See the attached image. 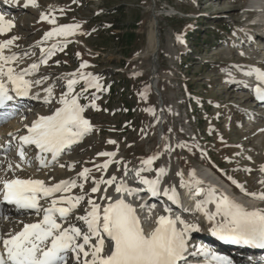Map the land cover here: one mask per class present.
I'll use <instances>...</instances> for the list:
<instances>
[{
  "label": "rangeland",
  "instance_id": "obj_1",
  "mask_svg": "<svg viewBox=\"0 0 264 264\" xmlns=\"http://www.w3.org/2000/svg\"><path fill=\"white\" fill-rule=\"evenodd\" d=\"M25 2L0 0V14L14 23L0 35V43L19 37L4 50L5 56L18 57L5 65V70L12 67L18 73L33 63L39 67L24 77L33 82L29 95L13 96L14 103L0 115L6 117L14 141L21 145L18 137L28 135V128L39 117L53 115L63 106L61 97L68 94L67 99L76 97L84 108L91 131L65 148L56 160L44 153L47 166H42L34 145L22 146L23 160L9 147H0V179H39L47 186L73 180L83 184V190L77 186L56 195L85 197L67 220L60 222L64 228L74 225L85 232L84 222L77 217L89 210V197L98 202L99 192H91L93 179L115 175L119 180L125 165L128 169L146 168L140 177L159 179V189L174 188L178 198H182L188 178L208 171L238 197L264 193V184L258 181L264 167V106H256L250 90L256 79L253 70H264V45L258 44L263 38V13L252 11L261 9L264 0H37V7H24ZM256 3L261 4L256 7ZM42 15L54 17L56 24L42 20ZM63 25L80 27L74 35L54 34L45 40L46 33ZM107 33H134L137 40L123 54L114 43L101 44ZM149 40L155 43V51ZM53 49L55 54L47 58V51ZM153 62L157 71L152 77ZM84 63L88 66L81 68ZM79 73L95 77L92 83L101 88L87 86ZM240 77L245 83L234 84ZM71 79L77 83L69 92ZM122 83L128 91L123 92ZM109 85L117 87L114 94L107 92ZM49 88L51 96L46 91ZM46 98L50 103H45ZM101 152L117 153L106 171L96 167L109 160L100 156ZM154 155L158 158L151 165L142 164ZM17 164L21 167H14ZM85 168L91 170L87 181L78 176ZM160 169L163 175H159ZM258 201L259 209H264V200ZM13 207L12 213L0 215L4 238L40 218L33 210ZM183 219L198 227L195 236H187L194 251L199 238L219 240L196 207ZM226 245L230 246L228 254L237 259L234 255L241 251ZM65 263L77 264L75 254L69 251Z\"/></svg>",
  "mask_w": 264,
  "mask_h": 264
},
{
  "label": "snow or ice",
  "instance_id": "obj_2",
  "mask_svg": "<svg viewBox=\"0 0 264 264\" xmlns=\"http://www.w3.org/2000/svg\"><path fill=\"white\" fill-rule=\"evenodd\" d=\"M29 5L37 7V0H26L24 7ZM41 19L47 20L50 24H56L54 17L49 19L48 16L42 15ZM13 27L14 23L6 20L4 15L0 14V35L6 34ZM79 27L80 25L55 27L45 34V40L54 34L65 37L74 35ZM17 39L19 37L13 36L0 43V107H4L8 101L13 99L10 91L15 92L16 96L27 97L29 95L33 82L24 77L31 75L39 67L38 64L33 63L30 69L22 70L19 73L12 67L5 70V65L18 60L15 54L4 55V50ZM177 39L180 38L177 37ZM54 49L47 51V58L50 59L55 54ZM41 51L45 50L42 48ZM41 62L46 64L47 59H42ZM87 66L86 63L81 64V68ZM253 71L257 80L264 84V71L259 69ZM246 74L251 75L252 73ZM70 75L75 77L77 73ZM79 75L88 81L87 86L95 87L97 90L101 88L100 84L92 83L96 78L91 77L90 74L88 77H85L83 73H79ZM35 83L38 85L40 81L37 80ZM76 83V79L68 81L69 92L72 91L73 85ZM8 85H11L10 89ZM86 90L87 88L84 89V91ZM46 91L51 96L52 89L49 88ZM255 91L257 98L264 100V89L257 87ZM67 95L61 97L59 103L63 106L58 108L53 115L39 117L28 128V135L18 137L22 146L34 145L39 150L41 155L38 158L41 160L42 166H47L44 161V153H51L52 159L56 160L65 148L78 143L85 134L91 131L90 122L83 116L84 108L78 103L76 97L67 99ZM45 103H50V100L46 98ZM92 107H95V104ZM108 143L115 144L116 141L109 140ZM180 146L184 147V145ZM19 154L23 160L25 158L23 147ZM116 154V152L99 153L100 156L109 157V160L102 165H97V170L106 171L109 165L114 162L112 158ZM157 158L158 156L154 155L142 160V164L151 165ZM15 167L20 168L21 166L17 164ZM8 168L11 170L12 165L9 164ZM145 170L147 169L134 170L135 176L140 178V183L148 186L152 195H159V179L148 180L140 177V173ZM90 171L85 168L78 176L87 181ZM261 171L264 172V167L261 168ZM128 173L129 169L125 165L124 175L127 176ZM163 174L164 170L160 169L159 175ZM93 183L95 186L92 187L91 192L102 191L101 198L109 203L101 209L100 204L91 197L88 198L87 203L91 206V210L87 211L85 215L77 217L87 226L85 232L74 225L64 228L58 222V219L67 220L85 197L56 195L57 193H66L77 186L83 190V184L77 185L73 180L47 186L43 180L39 179H0V200L2 202L14 205L17 209L33 210L38 216L43 213V218L39 222L24 224L21 231L15 234L9 233L8 238H0V243L3 246L0 249V264H65L66 254L69 251L75 254L77 264H180L187 251L188 233L197 231V225H189L178 216L175 218L159 216L155 222L156 227L146 233L136 215V209L121 198L124 193L136 194L137 189L129 187L123 180L117 183L115 175L108 179L103 177L100 180L93 179ZM197 183L201 182L197 181ZM261 183L264 184V180ZM101 184L107 187L101 190ZM114 184L115 192L118 195L115 202H111L112 197L107 195V192L108 187H112ZM237 186L240 187V185ZM241 190L243 191V188ZM210 193L214 194L215 189H211ZM196 194L199 195V191ZM163 195L174 200L177 197L174 188H165ZM251 195L264 200V193L259 196L255 193H251ZM41 200H44L47 206L42 204ZM215 203L216 215L221 216V221L212 227L214 236L226 243L264 249V209L246 210L227 195H221L219 199L215 200ZM196 207L201 209L199 203ZM204 214L210 222L214 220L213 214L208 212H204ZM178 223L183 227L178 229ZM213 259L215 264H232V261L227 257L213 254Z\"/></svg>",
  "mask_w": 264,
  "mask_h": 264
},
{
  "label": "bare ground",
  "instance_id": "obj_3",
  "mask_svg": "<svg viewBox=\"0 0 264 264\" xmlns=\"http://www.w3.org/2000/svg\"><path fill=\"white\" fill-rule=\"evenodd\" d=\"M8 2L9 1H5L6 4ZM260 4L256 3V7H258V5H260ZM261 6H262L261 9L254 10L253 13L262 12L263 14L260 17V20L264 24V3H262ZM260 33H261L260 36L264 37V30H262ZM258 44L261 45V44H264V43H258ZM149 47H150V49L155 51V43L153 41L149 40ZM149 47H148V49H149ZM154 55H155V52H153L152 56H154ZM151 66H152L151 73H152V77H153V76H155V73H156L157 69H156V65L154 64V62H153V64ZM258 67H260V64H259ZM259 70L264 71L263 69H259ZM253 74L256 77L255 72ZM151 80H152V85L154 86L155 85V81H154L153 78ZM230 85L234 86L233 84H230ZM8 87L10 89L11 85H8ZM254 87H256V88L260 87V88L264 89V84H261L259 81H256V82H254ZM255 89H253V94L254 95H256ZM10 95H12L14 97H17L15 95V92H11L10 91ZM14 101L12 99L11 101H8L7 104L4 107H0V112H3V110H5V107L7 105H9V104H13ZM12 132H13V128L11 127V125L9 123H7L6 117L0 115V138L4 134L11 133L12 134L11 135V139L12 140H16L15 137L13 136ZM4 138H2V141H3ZM0 153H2L1 149H0ZM46 154H49L51 156V153H46ZM1 168H2V166H1ZM137 169H138L137 167L134 168V169L133 168L129 169L128 175L127 176L123 175L119 180H117V183H120V181L123 180L129 187H130L131 183L135 185L136 183H135V171L134 170H137ZM12 179H13V177H12ZM262 180H264V172H260V175L258 177V181L261 182ZM197 181H200L201 183L198 184ZM141 186H142V191L148 189V186L145 185V184H141ZM185 186H186L185 189H183L185 191L182 194V198H183V200H185V203H183V204H185V206H183V210H184V208L186 206L187 207L188 206L196 207L197 203H199L201 205V209H197V210H199V213H200L201 217L204 218V220L207 222L208 226H209V224L211 226H213L214 224L219 223L221 221V216L220 215H216V203H215V200L219 199V197L221 195H227L231 200H233L236 203L240 204L246 210L252 211V210L259 209V207H258L259 206V204H258L259 203V201H258L259 199L254 198L252 195H249V194H247V195L239 194V197H238L237 195L234 194V191L232 189H230L227 185H224V182L222 180L217 179V177L212 176L211 172H209V171L205 172L203 174L202 173H198L197 175H195V176H193L191 178H188L187 181H186V185ZM105 187H107V186H103V188H101V190H103ZM131 188H134V189L138 190L140 187L139 186L138 187L137 186H133ZM211 189H215V193L214 194L210 193ZM197 191H199V193H200L199 195L196 194ZM137 192H139V191H137ZM102 195H103V192L102 191L99 192V196H98V199H97V201H98L97 203L101 205V209L103 207L107 206V204L109 203V201L104 200V199L101 198ZM107 195L112 197V201L111 202H115V199H116V197L118 195L115 192V184L112 187H108ZM138 195H139L138 193H136L134 195H128L127 193H124V195L121 198L125 199V201L127 203L132 204V206L136 209V215L139 217L140 222H141V226L145 229L146 233L150 232L152 229H154L156 227V223L155 222H156V220H157V218L159 216L171 217V213H169V212H165V214L164 213L160 214L159 212H157V210H156V208L154 206L148 207V206L140 205V203H142V201H143V197H139ZM210 200L212 202H208ZM41 203H43V200H41ZM45 206H47V204H45ZM90 210H91V206L89 207L88 211H90ZM0 211H2V214H0V215L5 217L6 215H8L9 213H12L14 211V207H13V205H9V204L6 205V203H4V202H2V200H0ZM204 212H208L210 214H213L214 215V220L212 222H210L208 220L207 216H205ZM39 216H40V218L38 217V219L36 221L31 222V223H36V222H39L40 220H42L43 213H41ZM58 222H61V220L58 219ZM3 227H4L3 223H2V221H0V238H4V236H3ZM84 227L87 230V226L85 224H84ZM182 227L183 226L180 225L179 223L177 224V228L178 229L182 228ZM22 228L23 227L19 228L17 230V232L21 231ZM210 230L212 231V228H210ZM196 233L197 232H195V231H191V236H195ZM205 238L209 242L212 241V243H214V245H216L218 247V249L222 250L226 255L228 254V252L229 253L231 252L228 249V246L226 245L227 244L226 242H224V241H222L220 239L219 240H216L214 238L211 239L208 236H205ZM213 241H216L217 243H215ZM2 247H3L2 243H0V249H2ZM240 248L241 249H238V251L240 250V251L246 252V254H247V251L244 248H242V247H240ZM262 250H264V249H262ZM254 252L258 255V253L261 252V249L258 250V251L254 250ZM251 253H252V251H251ZM199 258H200L199 253L195 252L192 249V247L189 246V244H187V251H186V253L184 255V259L180 261V264H193V263L197 262V260H199Z\"/></svg>",
  "mask_w": 264,
  "mask_h": 264
},
{
  "label": "trees",
  "instance_id": "obj_4",
  "mask_svg": "<svg viewBox=\"0 0 264 264\" xmlns=\"http://www.w3.org/2000/svg\"><path fill=\"white\" fill-rule=\"evenodd\" d=\"M117 11H115L116 13ZM118 13H120V11H118ZM105 38L102 39V45H108L110 43H114L116 45H118L121 50H123V54L125 52H127L126 50H129L130 49V45L135 41V39L137 40V36L134 34V33H125V34H118V35H114L113 33H107L105 34ZM183 67L186 66V64L182 65ZM118 82H124V81H121V80H117ZM125 83H122V88L123 89V92H126L128 90H124V86ZM126 86V85H125ZM116 86L115 85H112V86H107V92L110 94H114L116 92ZM108 100L110 99V97L107 98ZM126 113L130 114L129 110H125Z\"/></svg>",
  "mask_w": 264,
  "mask_h": 264
},
{
  "label": "water",
  "instance_id": "obj_5",
  "mask_svg": "<svg viewBox=\"0 0 264 264\" xmlns=\"http://www.w3.org/2000/svg\"><path fill=\"white\" fill-rule=\"evenodd\" d=\"M153 86V85H152ZM153 87H155V86H153ZM155 89V88H154Z\"/></svg>",
  "mask_w": 264,
  "mask_h": 264
}]
</instances>
